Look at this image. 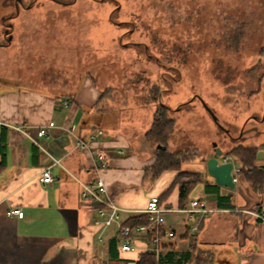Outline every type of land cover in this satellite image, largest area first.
<instances>
[{"label": "rangeland", "instance_id": "1", "mask_svg": "<svg viewBox=\"0 0 264 264\" xmlns=\"http://www.w3.org/2000/svg\"><path fill=\"white\" fill-rule=\"evenodd\" d=\"M0 44V83L70 94L90 77L126 136L166 107L167 151L190 161L248 144L230 136L264 116V0H0Z\"/></svg>", "mask_w": 264, "mask_h": 264}, {"label": "crops", "instance_id": "2", "mask_svg": "<svg viewBox=\"0 0 264 264\" xmlns=\"http://www.w3.org/2000/svg\"><path fill=\"white\" fill-rule=\"evenodd\" d=\"M104 92L90 77L70 94L0 83V264H135L141 253L151 249L148 235L133 230L129 240L135 250L121 251L117 225L94 224L97 208L80 198V183L91 184L100 177L108 197L128 211L121 214L124 223L141 216L148 200L166 192L179 172L200 178L182 208L177 185L163 202L174 210L165 216L174 238L165 241L157 264H264V223L252 216L264 211V175L256 181L261 182L256 191L251 182L255 177L248 178L242 162L226 151L227 162L240 169L233 189L218 186L208 176L205 163L214 155L154 176L150 168L155 156L144 138L146 131L139 139L126 136L117 125L105 128L106 116L112 113L100 106ZM261 117L254 114L241 130ZM49 123L54 126L39 140L40 150L32 139ZM98 129L104 135L90 141L88 150L75 147L76 139L87 140ZM258 131L246 132L236 141L249 137V143L232 148L253 150L249 165L264 170V123ZM97 151L107 160L104 170H97L93 161ZM49 156L58 158L60 165L50 168L52 183L42 185L38 178ZM192 201L208 212L195 213L188 220L184 210ZM12 208L21 209L23 217L7 215Z\"/></svg>", "mask_w": 264, "mask_h": 264}, {"label": "built area", "instance_id": "3", "mask_svg": "<svg viewBox=\"0 0 264 264\" xmlns=\"http://www.w3.org/2000/svg\"><path fill=\"white\" fill-rule=\"evenodd\" d=\"M64 106H67L68 101L64 100L62 102ZM53 123H49L46 127H42L36 131L35 139H32L33 144L40 150H43L39 140L47 135V129L52 128ZM104 132L100 129L96 130L95 133L89 134L88 139H76L75 147L79 150H88L89 142L93 141L97 136H103ZM97 170H104L108 167L107 160L102 152H96L95 158H93ZM228 161V157L224 158V162ZM55 165H60V160L52 156L48 157V162L44 165L42 172L38 178V181L42 185L50 184L53 181V177L50 173V168ZM232 182L234 185L238 181L237 175L240 173L239 168L232 167ZM80 198L95 206L97 208L99 218L94 222V224L101 228H108L112 225H117L120 235L122 237V243L120 246L121 251L130 252L134 251L135 247L129 240V234L134 230L137 232L146 233L149 237L151 253L155 260L158 261V256L163 249L165 241L174 238V232L167 228L165 216L174 210L167 209L164 205L159 203V197H151L145 209L139 211L140 214L145 215L147 224L137 226L134 229L123 226L121 221V214L128 212L116 205L107 194L106 186L104 181L97 177L95 181L91 184L80 183ZM187 214V219L192 220L195 213L205 214L208 211L203 208L199 202L192 201L190 203V208L184 210ZM7 215H14L21 219L23 217V212L19 208H12L8 210ZM254 220L264 223V211L255 212L252 214Z\"/></svg>", "mask_w": 264, "mask_h": 264}, {"label": "trees", "instance_id": "4", "mask_svg": "<svg viewBox=\"0 0 264 264\" xmlns=\"http://www.w3.org/2000/svg\"><path fill=\"white\" fill-rule=\"evenodd\" d=\"M264 77V76H263ZM262 77V78H263ZM159 85L154 84L151 87V93L154 96V100L160 99L162 91L158 90ZM157 92V93H154ZM156 94V96H155ZM158 110L155 111L152 123L149 127V129L145 132L144 138L145 140L151 145L155 147V162L152 164L150 168V172L153 173V175L161 174L165 171H179L180 166L187 162L192 160L185 159L179 156L177 153H169L167 151V141L169 136L173 133L174 130V120L167 117V108L162 106L161 104H158ZM226 154L232 155L236 158H238L241 162L243 167L246 169H242L244 172H246V175L248 178L251 176L255 177L256 180H252L253 187L256 191H259L261 189V186L256 181H262V175H264V170H256L251 167L250 162L253 159L254 152L251 149H244L241 147H235L232 148L230 151H228ZM191 178L192 180L187 182H182L183 178ZM199 175L198 174H186L179 172L177 177L174 179L172 185L170 188L164 192L161 196H159V203L163 205V202L166 201L170 195V192L172 188H174L176 185L178 186V201H179V208L183 207V201L189 191V189L199 181ZM147 224V220L145 215L141 216H135L128 218L124 223L123 226L128 227L130 229H134L137 226L145 225ZM135 264H157V261L155 260L154 256L149 252H144L139 255V258Z\"/></svg>", "mask_w": 264, "mask_h": 264}, {"label": "water", "instance_id": "5", "mask_svg": "<svg viewBox=\"0 0 264 264\" xmlns=\"http://www.w3.org/2000/svg\"><path fill=\"white\" fill-rule=\"evenodd\" d=\"M214 122L218 125V119L216 116L209 112ZM215 157H210L206 160V172L210 176L214 183L221 187L233 189L234 183L232 182V162H224L223 152L213 144ZM220 160L222 162L220 163Z\"/></svg>", "mask_w": 264, "mask_h": 264}, {"label": "flooded vegetation", "instance_id": "6", "mask_svg": "<svg viewBox=\"0 0 264 264\" xmlns=\"http://www.w3.org/2000/svg\"><path fill=\"white\" fill-rule=\"evenodd\" d=\"M18 7H22L20 2H17L16 4V7H15V11H16V16L18 15ZM9 21L13 20V17L12 18H9L8 19ZM5 21H3V25H4ZM12 29V27L10 25L8 26H5L4 28V32H3V36H4V39H6V44H4L5 46L6 45H9L10 42L12 41V36H11V33H10V30ZM3 44H0V48H3L4 46ZM250 122L253 123V125H250V127H248L247 129L245 130H241L240 132V135L237 136V137H231L230 135V138L232 141H236L239 137H241L242 135H244L246 132H249L251 130L255 131V132H259L258 131V127L261 126L263 123H264V118H256L255 120H251ZM263 132V131H262Z\"/></svg>", "mask_w": 264, "mask_h": 264}]
</instances>
